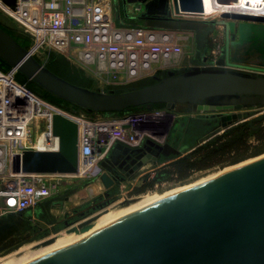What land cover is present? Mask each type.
I'll return each instance as SVG.
<instances>
[{"label": "water", "instance_id": "obj_1", "mask_svg": "<svg viewBox=\"0 0 264 264\" xmlns=\"http://www.w3.org/2000/svg\"><path fill=\"white\" fill-rule=\"evenodd\" d=\"M1 1L15 8L16 0ZM122 1L127 18L167 21L189 17L217 23L227 36L224 58L218 66L168 72L140 88L101 91L58 76L0 27V60L41 89L83 110L115 113L163 104L171 111L189 104L220 116L198 122L201 127H194V119H189L186 129L167 133L163 142L146 140L137 148L116 144L108 158L92 169L105 191L89 212L109 205L116 187L148 163L182 158V150L191 147L185 148L186 143L191 145L192 136L199 135L201 128L214 123L227 129L243 118L241 113L221 116L222 112L264 106V68L229 60V43L236 37L264 47V9L209 0L214 12L205 17L206 0H139L142 12L134 16L128 10L130 0ZM53 131L60 138V151L28 150L16 157L15 172L79 174L78 125L56 115ZM123 167L125 174L120 173ZM179 196L33 264H264V160ZM72 222L67 219L61 225L74 232Z\"/></svg>", "mask_w": 264, "mask_h": 264}, {"label": "built area", "instance_id": "obj_2", "mask_svg": "<svg viewBox=\"0 0 264 264\" xmlns=\"http://www.w3.org/2000/svg\"><path fill=\"white\" fill-rule=\"evenodd\" d=\"M0 12L30 37L27 51L41 64L55 52L84 70L101 91L194 66H218L224 52L220 29L206 60L195 64L193 32L119 25L114 0H16L14 9L0 0ZM141 12L139 5L129 10L134 16ZM17 75L15 68L0 69V220L52 198L76 176L13 168L16 157L28 150L60 151L53 131L56 115L78 125L79 168H94L118 143L137 148L166 137L164 122L154 117L158 113L77 115L43 99Z\"/></svg>", "mask_w": 264, "mask_h": 264}, {"label": "rangeland", "instance_id": "obj_3", "mask_svg": "<svg viewBox=\"0 0 264 264\" xmlns=\"http://www.w3.org/2000/svg\"><path fill=\"white\" fill-rule=\"evenodd\" d=\"M130 4H128V10L132 9V4L131 1H129ZM116 9H118V13L123 11V3L122 0H116L115 2ZM0 19L4 24H11L13 27L17 28V25L11 21L6 15L0 12ZM197 19V18H194ZM202 20V19H199ZM189 48L187 49V51ZM82 85L87 86V84L82 83ZM35 88L39 91L40 89L35 86ZM41 91V90H40ZM150 108V107H149ZM165 112L166 117H161V119L166 127L165 130V136L166 137H157L156 139L159 142H163L167 138V133L168 136L171 134L173 130L175 131H183L184 129L187 128L188 126V121L189 119H194V122H192L191 125H194V127H201V125H198V122H209L212 121L213 119H219L220 116L216 115L217 113H212V112H203L199 111L195 105H189V104H180L177 105L173 110L167 111L165 107L162 108H152V109H138L134 112H131L130 114H139V113H161ZM233 113H241L243 114V118L241 120L235 121L233 123V126L227 129H224L220 127L218 124H210L206 125L205 128H201L200 134H194L192 136V139L190 143L196 145L198 143V146L205 147L209 144L213 143H222V142H228L227 140V134L229 132V129L246 124V123H254L256 124H261L264 125V106H252V107H238L235 111H224L222 112L221 116L228 115V114H233ZM160 120V121H161ZM187 120V121H186ZM164 125V127H165ZM257 131V128L255 126L250 127V137H249V145H250V150L247 152L246 156L243 157L242 159L235 161L236 155L232 154L233 156L228 162H224L219 165H215L209 169L205 170H197L193 172L187 179L184 180H168V181H159L160 178L166 176V169L170 164L173 162H176L178 159L170 158V160H165V161H160L157 165H153L152 163H148L145 167L140 169L139 171H136L131 178L125 183L124 185H119L116 187L113 195V200L112 202L107 205L103 209H98L96 211H90L92 207L95 206V200L101 196L105 189L102 187L101 189H95L92 187V192L90 191H85L83 193V196L79 198V203H84L85 204V209L88 211H84V216L80 217L78 215L73 214V207L70 204H75L74 197H76L77 192L80 190L79 185L76 187L71 188L72 190L67 197H71L73 199L72 202H69V207L67 211V216L73 221V225L71 227H74L76 232H87L91 228L95 226L96 222L100 220L101 217L106 215L107 213L110 212H118L122 209H125L129 207V205L136 200H138L141 196H146V197H155V196H163V195H168L166 196L165 199H161L158 202H164L167 201L175 196L176 194L181 193V192H186L189 190H195L194 187L196 186H201L202 183L206 182L203 179H213L214 176L217 177L219 173L224 171L227 168H232L235 166H239L240 164H245L246 162H252L257 158H261L264 156V141H259L254 138V133ZM145 142H143L144 144ZM197 146V147H198ZM191 150L189 149H184L182 150V154L188 156L189 154L193 153L195 149ZM182 155V156H183ZM229 156V155H228ZM261 156V157H260ZM239 164V165H238ZM235 165V166H234ZM92 172V170L90 171ZM87 173L85 175H82L83 179L85 181L83 182L84 188L86 189L87 187L92 186L94 183L100 182L98 177L94 175V173ZM216 172V173H215ZM216 175H215V174ZM214 175V176H213ZM205 176L207 178H205ZM211 176V177H210ZM204 177V178H203ZM213 177V178H212ZM201 179L200 181H198ZM207 180V181H208ZM196 183H194V182ZM198 181V182H197ZM201 182V183H200ZM192 183V184H191ZM191 184V185H190ZM194 184V185H193ZM90 185V186H89ZM193 185V186H192ZM190 186V187H189ZM204 186V185H203ZM201 186V187H203ZM188 187V188H184ZM82 187V189H84ZM177 188V189H176ZM200 188V187H199ZM171 189V190H170ZM198 189V188H196ZM68 190V191H70ZM178 190V191H177ZM174 192V193H173ZM169 197V198H167ZM102 199L98 200V202L102 201ZM159 203L155 202L151 206L144 208L141 211H138L136 214H132L129 217L136 216L140 213H143L145 211L150 210L151 208L156 207ZM127 205V206H126ZM109 206V207H108ZM127 217V218H129ZM124 218H119L114 220L112 223H119L121 220ZM126 219V218H125ZM115 225V224H114ZM112 226V225H111ZM106 228H102V230H105ZM100 232V231H98ZM96 232V233H98ZM95 233V234H96ZM73 235L71 231H69V228L63 227L61 224L58 225L57 231H43L41 234H38L37 232L34 231H24L22 233H19L12 239H0V262H8L10 261L15 253H18L20 250H23V248L30 247L32 248L29 250L28 254L30 255H35L38 252L42 251L43 248L47 245H52L57 241H69L68 239ZM94 235V234H93ZM92 236V235H91ZM88 239V238H87ZM50 241V243H49ZM48 242V244H46ZM78 244V243H77ZM28 245V246H27ZM76 245V244H74ZM73 246V245H72ZM71 247V246H69ZM25 249V248H24ZM48 257V256H46ZM43 257V258H46ZM7 258V259H6ZM41 258V259H43ZM14 259V258H13ZM39 259V260H41ZM37 260V261H39ZM35 261V262H37ZM35 262H32L30 264H33Z\"/></svg>", "mask_w": 264, "mask_h": 264}, {"label": "trees", "instance_id": "obj_4", "mask_svg": "<svg viewBox=\"0 0 264 264\" xmlns=\"http://www.w3.org/2000/svg\"><path fill=\"white\" fill-rule=\"evenodd\" d=\"M117 23L119 25L131 27H154L168 30L193 32L195 38V52L191 61L195 64H202L204 62L208 53L214 46V36L218 33V31H220V29H222V27L215 22L199 19L182 18L167 21H149L139 18H127L124 15L123 11L119 13L117 17ZM0 27L10 33L26 49L30 47L31 39L23 31L13 27V25L11 24H4L1 19ZM45 66L58 76L70 81L71 83L82 87L98 90L96 81L91 76H89L84 70L71 64L66 58L55 52H49L47 54ZM0 69L3 71H9L11 67L0 60ZM165 75L166 74H160L158 77H163ZM17 79L18 81L25 83L34 93H36L43 99L59 106L60 108L68 112L77 115L83 113L89 116H94L96 114H103L105 116H124L138 109L165 107V105L163 104H153L141 108L115 113L88 112L48 93L47 91L37 86L34 82L26 79L21 74L17 75ZM155 81V78H152L125 87L110 88L107 91H126L129 89H136L147 84L154 83ZM82 83L87 84V86L82 85ZM35 86L38 87L41 91H38ZM251 126H255L257 128V131L254 133V138L259 141H264V125H254V123H246L235 126L229 129V132L227 134L228 142H220L218 144L213 143L205 147L198 146L193 153L189 154L186 157H182L176 162L170 164L166 169V176L160 178L159 181L187 179L193 172L197 170L209 169L215 165L228 162L233 156L232 154L236 155L235 161L242 159L250 150L249 137Z\"/></svg>", "mask_w": 264, "mask_h": 264}, {"label": "crops", "instance_id": "obj_5", "mask_svg": "<svg viewBox=\"0 0 264 264\" xmlns=\"http://www.w3.org/2000/svg\"><path fill=\"white\" fill-rule=\"evenodd\" d=\"M130 1L132 6H135L139 3V0ZM222 30L224 32L225 50L227 36L225 30L223 28ZM224 56L225 54H223L222 58H224ZM229 60L236 65L264 68V47L262 43L253 42L252 40H241L239 37H236L235 40L231 39L229 43ZM188 144L186 143L185 148H189L190 146V148H195L198 146V143L196 145ZM128 180L123 182L121 185L127 183ZM84 181L85 179H83L82 175L78 174L72 178L70 183H68L61 192L52 198L47 199L46 201L41 202L35 207L29 208L22 213L15 214L0 220V239H12L24 231H57L58 225L62 224L67 219H70L67 216V211L71 208L69 207V202H72L73 199L67 196L72 191L70 190L71 188L75 186L77 187L78 185V188H80L76 197H74L75 204H70L73 207V214L78 215L86 210L84 207L85 204L79 203V198L83 196V193L90 190L92 192V187L95 189H101L103 187L100 182H97L92 186L89 185L90 187L85 189L83 185ZM82 187L84 189H82ZM42 224L45 225L43 226Z\"/></svg>", "mask_w": 264, "mask_h": 264}, {"label": "bare ground", "instance_id": "obj_6", "mask_svg": "<svg viewBox=\"0 0 264 264\" xmlns=\"http://www.w3.org/2000/svg\"><path fill=\"white\" fill-rule=\"evenodd\" d=\"M218 1H222V2H229V1H233L234 4H239V5H243V6H247L249 8H259L261 10L264 9V0H218ZM210 4V1L209 0H206V13L203 15L205 17H209L210 15H212V13L214 12V10L211 8V6L209 5ZM166 113L165 112H161V113H158L157 115H154V117L156 118H161V117H166ZM168 117V116H167ZM149 118H152V117H149ZM164 128V127H163ZM261 157V156H260ZM264 160V156L261 157V158H257V160L255 159L254 161L252 162H246L245 164H238L239 166H235V167H232V168H227L225 169L224 171L222 170L221 173H219V175H217V177H215L214 175V178L213 179H203L204 183L201 184V186H205V185H208L214 181H217L225 176H228L234 172H237L241 169H244L248 166H251L255 163H258L260 161H263ZM93 168H90V167H81L80 168V172H79V175H85L87 173H89ZM216 173V172H215ZM214 173V174H215ZM216 175V174H215ZM211 177V176H210ZM204 178V177H203ZM205 178H207L205 176ZM201 179H199L198 181H200ZM208 180V181H207ZM197 181V182H198ZM194 182V181H193ZM195 183V182H194ZM201 183V182H200ZM192 184V183H191ZM190 184V185H191ZM196 184V183H195ZM194 185V184H193ZM192 185V186H193ZM201 186H196L194 187L195 190L196 188H199ZM190 187V186H189ZM184 188H188V187H184ZM177 189V188H176ZM171 190V189H170ZM178 191V190H177ZM191 191L193 190H189V191H186V192H181V193H178L176 194L177 196L180 195V196H183L187 193H190ZM174 193V192H173ZM166 196L168 195H163V196H155V197H146V196H141L138 200H136L135 202L131 203L129 205V207L125 208V209H122L118 212H110V213H107L106 215H104L103 217L100 218V220H98L95 224V226L93 227V229L91 228V230L89 229L87 232H79L78 231L76 232V229H74L75 231L72 232L73 235L68 239L69 241H57L55 242L54 244L52 245H47L45 246V248H43L42 251L38 252L37 254L35 255H30L28 254L29 250L32 248V246H28V247H24L23 250H20L18 253H15L14 255V259L12 258L10 261H6V262H0V264H30L32 262H35L43 257H46V256H50V255H53L61 250H64L66 248H68L69 246H72L74 244H77V243H80V242H83L85 241L87 238H89L91 235L95 234L96 232L98 231H101L102 228H110L112 226H114V224L116 223H112L114 222V220L116 219H119V218H124L123 220L121 221H124V220H127L129 218H132V217H129L131 216L132 214H136L138 211H141L143 210L144 208H147L149 206H151L152 204H154L155 202L159 203L158 201L159 200H163L166 198ZM179 196V197H180ZM169 198V197H167ZM164 202H161L159 203L157 206H159L160 204H163ZM127 206V205H126ZM109 207V206H108ZM152 209V208H151ZM129 217V218H127ZM126 218V219H125ZM112 225V226H111ZM7 259V258H6Z\"/></svg>", "mask_w": 264, "mask_h": 264}, {"label": "flooded vegetation", "instance_id": "obj_7", "mask_svg": "<svg viewBox=\"0 0 264 264\" xmlns=\"http://www.w3.org/2000/svg\"><path fill=\"white\" fill-rule=\"evenodd\" d=\"M114 1L116 2V0H114ZM122 2H123V1H122ZM115 8H117L116 5H115ZM117 10H118V9H116V13H117V17H118L119 13H118ZM124 168H125V167H123V168L120 170V173H121V174H125ZM121 184H122V183H121ZM121 184H120V185H121ZM72 223H73V222H72ZM37 233H38V234H41L42 231H41V232H37Z\"/></svg>", "mask_w": 264, "mask_h": 264}]
</instances>
